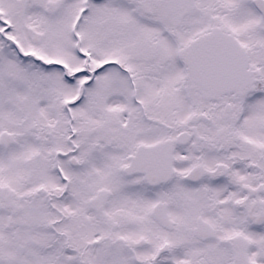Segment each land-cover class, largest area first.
<instances>
[{
	"label": "snow or ice",
	"instance_id": "1",
	"mask_svg": "<svg viewBox=\"0 0 264 264\" xmlns=\"http://www.w3.org/2000/svg\"><path fill=\"white\" fill-rule=\"evenodd\" d=\"M0 264H264V0H0Z\"/></svg>",
	"mask_w": 264,
	"mask_h": 264
}]
</instances>
